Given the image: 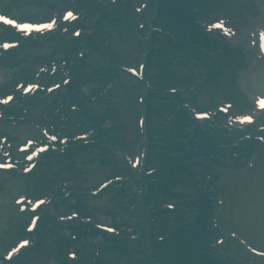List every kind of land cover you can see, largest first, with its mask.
<instances>
[{
	"label": "rangeland",
	"instance_id": "374dc122",
	"mask_svg": "<svg viewBox=\"0 0 264 264\" xmlns=\"http://www.w3.org/2000/svg\"><path fill=\"white\" fill-rule=\"evenodd\" d=\"M6 1V2H5ZM11 0H0V6L1 3L10 11H15L18 7L11 6L9 3ZM254 6L257 7L262 15L264 17V0H253ZM1 9V8H0ZM27 8L23 6L19 11L23 12L26 11ZM17 17H19V14L13 13ZM111 31L117 33L116 29H110ZM124 37V36H123ZM117 52L118 54L122 57V60L130 65H135L136 64V59L138 58L140 51L138 46L134 41H130L129 36H126V42L125 43H120L117 39ZM249 48V47H247ZM91 58L93 59L92 61V69H98V66L101 63V57L97 55H92ZM121 60V61H122ZM90 68V69H91ZM6 76V71L0 69V79L4 78ZM235 77V76H234ZM249 78L250 81H246V77L244 74V70L241 69V71H237L236 73V81H239V83L247 84L250 86L251 89L256 88L255 86H258L260 88H256L260 92L264 93V63L260 66L259 70L255 73H253ZM130 80L124 78L120 80V88L118 92L116 93L117 98H116V103L115 105L117 106V117L120 119L119 126L115 130V135L117 138V142L113 143V146L109 147L114 150H118L117 146L119 148H128L132 150V146L134 142L136 141V132H134V129L129 125V120L133 117L131 110L134 105L132 104V99L136 100V95L133 93V90L131 89L134 87L135 84L133 83H128ZM84 90L88 91V87H86ZM200 105L203 107V102L202 99L200 100ZM205 107V106H204ZM37 111V110H36ZM36 112L34 111L33 114ZM37 114V113H36ZM22 134L23 140L28 138L29 135L32 133L29 128H22L20 131H18ZM116 145V147H115ZM84 160L83 165L80 166L81 171L83 172L81 176L78 179L79 186L84 188V187H93L95 184L99 183L100 181L106 179L110 175V169L109 166H101L98 161H95L92 163L89 161L88 157L83 156L82 158ZM118 165H124L123 160L120 158L116 159ZM263 176L260 178V181H254L252 184H247L245 182H240L239 187L240 190L238 191V194L243 196L246 195V193H257L260 195L264 196V173L262 174ZM222 176H226L225 172L222 173ZM232 176L231 174L229 177ZM8 182V183H7ZM5 184H4V191L8 192V194L11 195V197L15 198L18 196L20 193H24L27 188H26V180L19 183V181H15L13 179H9ZM221 184L224 185L223 180L221 181ZM85 205H87V208L89 210H92V208L96 206H105L104 200H93L89 199L88 201L85 202ZM92 207V208H91ZM17 213L15 212V209L11 207H6L3 205V203H0V234L1 233H6L8 231V226L6 223L9 221L10 225H12L11 221L13 223L17 222L16 215ZM21 218V217H20ZM20 222V221H19ZM16 223L15 225L19 224ZM259 226L254 225V224H248L246 225L245 223L240 224L241 230L244 232H249L255 240H258V243L264 244V218L259 220ZM30 261H28V264H42L45 262L44 258L39 254V255H34L30 256Z\"/></svg>",
	"mask_w": 264,
	"mask_h": 264
},
{
	"label": "trees",
	"instance_id": "16d2710c",
	"mask_svg": "<svg viewBox=\"0 0 264 264\" xmlns=\"http://www.w3.org/2000/svg\"><path fill=\"white\" fill-rule=\"evenodd\" d=\"M159 7H160L159 15H158V19L156 20L155 24L163 25V23H166V25L172 29L175 36L165 35L163 38V37L154 35L153 37L154 41L150 48L151 55L149 56V58L153 56L152 58H150L153 65L155 63L161 64V62L158 61V58H156L155 54H157L160 51L159 44L164 41L168 42L169 44L182 46L183 48L182 50H184V52L186 50H189L188 48H193V49L198 48L203 51L204 50L208 51V49L215 50L214 45L211 43V40H209L208 38L202 37L198 32L195 33L193 30L194 28L191 25V20L188 17H184L183 11L188 8L187 6H183L182 0H161ZM92 9L95 12H97L98 9H101L102 14H103V16H101L98 19L99 28L96 31V33L93 32L92 36H85L82 39H78V41H74L73 44H68V43L66 44L61 39L56 38L50 41V44H52L53 49H57V46L61 45V47L65 50V52H67V50L78 49L79 47L85 48L87 45H89V43H92V45L96 49H98L99 47L97 45H100L104 42H110L111 34H110V31L107 30L106 28L107 26L109 28L117 26L118 27L117 31L124 32L125 30H124L123 24L130 25V23L125 22L123 18L125 17L126 14L130 13V11L133 12L131 0L130 2H128L127 0H118L117 4L112 5L111 8L110 7L108 8L106 5H102V4H101V7L100 5L93 4ZM91 50H94V48L90 49L89 52H91ZM175 52L181 53L182 51L170 50L168 51V54L170 55V57H174L176 55ZM81 62L82 64H85L84 68L85 67L87 68L89 65L88 64L89 56L88 57L86 56V58L81 60ZM95 74L96 72L88 75L86 70L83 69V71L78 75L77 80L73 82L72 85L77 87L76 90H79L80 87H82V85L85 84V82L90 80L91 77H94ZM56 98H57V101H55L56 103L61 102V100H64V102L67 101L68 103H71V102L73 103V101L77 100L76 97L73 100L72 99L69 100V98H67V96L64 94V90H61L59 92V96H57ZM175 148L176 146H173V145L169 147L164 146L162 148L164 149V153L162 154H166L167 158L164 159L165 160L164 167H163V170L159 173V176L164 180L170 179L175 174H178V177H181L185 175L183 173H187L189 171L192 172V170L195 168V167L193 168V166H191V168H189V166H186L187 164L191 162V159L194 156H191V157L188 156L187 160L184 161L185 164H181L180 167L177 164H173L172 159L169 158V156L170 154L175 152L176 150ZM193 148H194V145L191 144L188 151H191ZM197 150L198 149H195V151ZM78 152L79 151H73L70 158L77 155ZM193 154L194 153H192V155ZM52 158L53 157L45 160V163H50L51 161L53 162ZM64 161H65L64 158L57 160L58 163H65ZM180 162L183 163V160H181ZM202 167H203V171L207 168L206 166H202ZM56 171L57 170H55L54 173H56ZM165 185L166 184H163L164 187ZM72 208H75V205L74 206L72 205ZM50 226H53V228L59 227L60 229H65V228L74 229L71 226L62 227L57 224V222L55 221V218L53 219L46 215L43 220V223L40 225V227L42 228V232L49 233L48 231H50V228H49ZM163 247H164V244H162L158 248L163 250L162 249ZM59 263L63 264L62 261H60Z\"/></svg>",
	"mask_w": 264,
	"mask_h": 264
},
{
	"label": "snow or ice",
	"instance_id": "6c2138e0",
	"mask_svg": "<svg viewBox=\"0 0 264 264\" xmlns=\"http://www.w3.org/2000/svg\"><path fill=\"white\" fill-rule=\"evenodd\" d=\"M67 16L68 17H72V13L69 12L67 14ZM0 21H2L4 25L12 26V27H14V28H16V29H18L20 31L25 32V33H30L33 30L42 31L45 28H52L54 26V24H55V21H53L51 23H48V24H42V25H39V26H36V25H33V24H21V23H17L13 19H7L4 16H0ZM214 26L222 27V25H214ZM261 40H264V34L261 35ZM13 46L14 45L7 44V43H5L3 45V47L5 49H7L9 47H13ZM261 48L264 49V44L261 45ZM8 99L11 100V97H9ZM7 102H8L7 100L4 101V103H7ZM258 104H259L261 109H264V99L259 100ZM242 122L251 123L252 122V118L250 116H245V117H243ZM41 151H43V149H41ZM29 159H31V157H29ZM0 167H6V165L0 164Z\"/></svg>",
	"mask_w": 264,
	"mask_h": 264
}]
</instances>
